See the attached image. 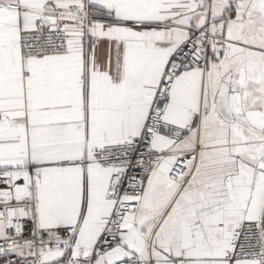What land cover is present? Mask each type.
Returning <instances> with one entry per match:
<instances>
[{
	"label": "snow or ice",
	"instance_id": "1",
	"mask_svg": "<svg viewBox=\"0 0 264 264\" xmlns=\"http://www.w3.org/2000/svg\"><path fill=\"white\" fill-rule=\"evenodd\" d=\"M0 264H264V0H0Z\"/></svg>",
	"mask_w": 264,
	"mask_h": 264
}]
</instances>
